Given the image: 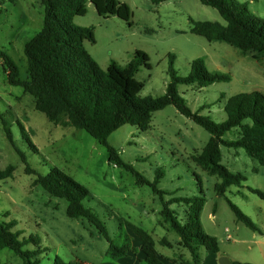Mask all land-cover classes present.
Listing matches in <instances>:
<instances>
[{"label": "rangeland", "instance_id": "obj_1", "mask_svg": "<svg viewBox=\"0 0 264 264\" xmlns=\"http://www.w3.org/2000/svg\"><path fill=\"white\" fill-rule=\"evenodd\" d=\"M115 1L126 5L129 19L121 10L101 14L88 0L87 12L76 16L74 22L93 28L95 41H86L85 46L104 69L112 61L125 67L137 50L148 55L150 68L143 66L136 75L144 84L142 95L165 93L169 55L175 57L174 67L181 75L190 72L193 60L203 58L210 72L230 77L228 81L202 88L178 85L179 93L193 111H200L216 122L226 119L224 107L229 97L253 91L264 94V53L256 58L254 52L223 40L209 41L191 32L197 21L226 25L216 8L200 0H167L159 4L150 0ZM228 1L247 4L257 17L264 19V0ZM44 14L42 0H0V49L15 59L22 79L27 77L25 44L41 29ZM0 114L9 122L17 148L26 154L33 167L45 173L49 164L55 165L90 190L86 205L100 215L118 244L123 243L126 233L132 232L125 226L128 220L152 235L157 251L169 250L159 243L162 238L177 245L180 236L163 222L161 199L152 186L138 184L132 172L109 162L107 147L85 130L51 122L36 109L32 95L8 82L2 65ZM210 136L174 105H168L154 112L148 130L125 124L109 136L108 143L150 181L160 168L163 177L158 187L169 193L166 198L204 196L201 221L205 231L218 238L222 251L234 255L233 250L241 261L252 263L259 248L264 246V236L238 221L229 201L264 232V199L249 189L264 191V170L243 148L222 146L223 164L233 172L242 173L246 181L241 186H230L224 195H219L216 185L221 178L209 174L193 159ZM236 137L235 130L225 135L227 139ZM30 141L39 148V153L30 150ZM9 165L15 170L11 177L0 180V218L15 219L14 230L21 231V238L32 233L42 237L48 251L41 256L40 264H53L56 257L67 263L97 264L113 260L107 254L109 243L96 226L85 218L68 217L65 199L52 197L41 187L32 186L33 176L25 173V165L0 118V169ZM172 208L184 219L185 204H172ZM7 213L9 216L5 217ZM0 264H23V260L5 248L0 250Z\"/></svg>", "mask_w": 264, "mask_h": 264}, {"label": "trees", "instance_id": "obj_2", "mask_svg": "<svg viewBox=\"0 0 264 264\" xmlns=\"http://www.w3.org/2000/svg\"><path fill=\"white\" fill-rule=\"evenodd\" d=\"M91 1L101 14H113L121 10L120 13L129 19V10L125 4L115 0ZM150 1L159 4L167 0ZM200 1L216 8L225 19L226 25L209 20L197 21L191 28L192 33L209 41H226L244 51L254 52L253 56L256 58L264 53V19L257 17L247 4L239 5L228 0ZM87 2L88 0H42L45 7L43 25L24 47L27 77L21 78L17 62L3 49H0V65L7 72L8 82L23 87L26 93L32 95L36 109L43 112L51 122L85 130L107 147L109 162L132 172L138 184L152 186L154 193L161 199L163 222L179 234V244L191 253L192 264H199L201 248L214 253L220 252L218 238L207 233L201 221L204 196L182 197L170 193L172 196L166 198L169 193L158 187L163 177L162 170L158 168L154 180H148L122 159L117 150L108 143V138L125 124L135 125L146 131L151 127L154 112L174 105L180 113L210 133L208 142L193 159L209 174L221 178V182L216 185V191L219 195H224L230 186H241L246 177L240 172L231 171L223 164L222 146L243 148L264 170V94L253 91L229 97L224 107L226 119L216 122L210 116L202 115L200 111H193L179 93L178 85H198L202 88L215 82L228 81L230 77L210 72L203 58L193 60L190 72L181 75L174 67L175 57L169 55V81L165 93L159 96L142 95L144 84L136 75L141 67L150 68L148 55L137 50L125 67L112 61L106 69L102 68L85 46L86 41H95L93 28L74 22L76 16L87 12ZM0 118L8 138L25 165V173L33 176L32 186L41 187L52 197L65 199L68 203V217L85 218L96 226L109 243L107 254L112 259L137 252L129 232L124 235L123 243L118 244L111 237L100 215L86 205L85 200L91 193L85 185L55 165L49 164L45 173L33 167L26 154L17 148L9 122L1 114ZM232 130L237 131V137L225 138ZM28 146L34 153L40 152L32 141ZM14 170L13 165L0 169V180L11 177ZM249 189L264 199V191ZM176 203L186 205L184 219L172 208V204ZM229 204L238 221L255 232L264 233L238 206L230 201ZM7 216L8 213L5 217ZM15 226V219L0 218V250L8 248L14 251L23 260V264H40L41 256L48 251L42 244V237L38 233H32L21 238V231H15ZM125 226L144 241L139 250L144 253L147 264H165L154 249V239L148 231L128 220H125ZM160 243L173 245L166 238H162ZM29 244L33 247L25 248ZM53 264L83 262L67 263L56 257ZM233 264L253 263L234 261Z\"/></svg>", "mask_w": 264, "mask_h": 264}, {"label": "crops", "instance_id": "obj_3", "mask_svg": "<svg viewBox=\"0 0 264 264\" xmlns=\"http://www.w3.org/2000/svg\"><path fill=\"white\" fill-rule=\"evenodd\" d=\"M186 209H185V212H186ZM129 233L132 237L133 245L137 248V252L130 253L129 255L124 256V257L113 259L111 262H100L97 264H147L145 262L144 253L139 250V248L141 247L144 241L140 237L132 234L131 232ZM260 235L264 236V233ZM160 240H159V243H160ZM179 242H180V239L177 241L176 246L175 245H172V246L163 245L160 243L161 245L169 249L167 253H161L157 251L154 245V249L156 250L158 255L164 260L165 264H192L191 253L189 252L188 249L182 247L179 244ZM232 252L234 255H230L227 251H222L221 248H220L219 253H214L205 248H201L200 249L201 262L199 264H220L219 258L223 255L228 256L232 260V262L234 261L243 262L237 257L239 255L235 251L232 250ZM255 258L256 259L251 260L253 264H264V246L259 248V254ZM83 264H87V263L83 262Z\"/></svg>", "mask_w": 264, "mask_h": 264}, {"label": "water", "instance_id": "obj_4", "mask_svg": "<svg viewBox=\"0 0 264 264\" xmlns=\"http://www.w3.org/2000/svg\"><path fill=\"white\" fill-rule=\"evenodd\" d=\"M220 264H233L232 260L228 256H221L219 258Z\"/></svg>", "mask_w": 264, "mask_h": 264}, {"label": "built area", "instance_id": "obj_5", "mask_svg": "<svg viewBox=\"0 0 264 264\" xmlns=\"http://www.w3.org/2000/svg\"><path fill=\"white\" fill-rule=\"evenodd\" d=\"M230 238V237H229Z\"/></svg>", "mask_w": 264, "mask_h": 264}]
</instances>
